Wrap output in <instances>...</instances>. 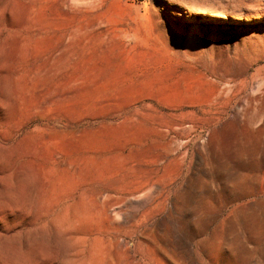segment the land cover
Here are the masks:
<instances>
[{"label":"rangeland","instance_id":"374dc122","mask_svg":"<svg viewBox=\"0 0 264 264\" xmlns=\"http://www.w3.org/2000/svg\"><path fill=\"white\" fill-rule=\"evenodd\" d=\"M0 264H264V0H0Z\"/></svg>","mask_w":264,"mask_h":264}]
</instances>
